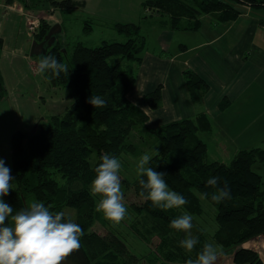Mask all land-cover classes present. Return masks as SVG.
Masks as SVG:
<instances>
[{
    "label": "trees",
    "instance_id": "obj_1",
    "mask_svg": "<svg viewBox=\"0 0 264 264\" xmlns=\"http://www.w3.org/2000/svg\"><path fill=\"white\" fill-rule=\"evenodd\" d=\"M15 1L24 3V0H6L9 4ZM47 2L66 11L80 6L73 0ZM143 7L148 13L145 19L173 29L196 30L200 27L201 17L209 14L221 22L234 21L248 9L263 11L260 22L264 26V0H146ZM44 26L49 27L43 23L40 33L37 32L41 42L46 37ZM113 28L125 36L126 41L104 40L95 47L76 42L69 53L56 41L49 49V53L55 54L70 68L68 73L55 78L58 85L71 89L69 96L73 103L63 114L41 122L29 137L20 131L13 134L16 186L5 199L13 205L14 211L27 207L34 200L45 203L53 211L76 210L78 217L74 221L83 227L84 235L81 247L64 261L93 264L120 243L115 236H101L90 231L95 221L96 204L88 187L96 176L95 168L105 153L119 158L136 152L142 155L146 149H139L138 142L153 138L159 146L153 150L158 152L152 156L150 166L165 172L170 187L187 197L189 211H192L189 208L192 201H201L199 195L209 200L216 207L217 229L212 236L202 229L200 244L190 253L179 245L184 232L169 227L170 221L182 213L173 214L147 199L141 211L150 218V227L146 228L145 235L139 226L140 237L147 241L153 236L161 237L162 243L170 248V262L185 263L189 256L195 258L204 242H213L217 248H239L264 235V178L254 170L256 163H264V147L241 150L230 163H225L209 158L208 144L200 137L211 131L209 120L202 117L182 119L156 130L149 129L146 125L148 115L128 98L137 82L136 66L142 62L147 45L142 23L118 22ZM93 29L92 22L86 21L85 33L89 35ZM4 45L0 36V60ZM185 79L193 99L200 101L209 89L207 82L192 70L185 72ZM5 90L0 70V102L5 97ZM92 95L102 96L107 105L95 108L89 103ZM147 101L153 110L159 109L162 86L149 93ZM54 170L63 173L69 182H80L85 188L60 186L53 178ZM212 176L220 177L215 187L207 184ZM225 182L231 189V198L213 201V192L224 187ZM134 184L137 194L146 197L141 192L139 179ZM205 192L207 197L203 196ZM235 261L237 264H264L256 251L246 248L236 251Z\"/></svg>",
    "mask_w": 264,
    "mask_h": 264
},
{
    "label": "crops",
    "instance_id": "obj_2",
    "mask_svg": "<svg viewBox=\"0 0 264 264\" xmlns=\"http://www.w3.org/2000/svg\"><path fill=\"white\" fill-rule=\"evenodd\" d=\"M73 1L80 4L77 10L87 14L92 23L93 19H102L100 10L115 4L110 0ZM143 4L139 2L140 11L141 6L144 9ZM124 7L125 12L128 11L126 2ZM25 8V2L9 4L6 0L0 1V36L5 42L0 60L1 73L4 61L10 57L5 31L12 27L13 15L24 17L23 13L28 12ZM255 11L248 9L241 16L253 15ZM256 13L260 15L241 25L238 24L239 18L221 22L209 14L206 16L212 20L204 24L202 16L196 30L161 26L145 19L148 13L140 17L125 13L127 17L122 23H142L147 38L142 62L136 66L137 82L128 98L148 115L146 125L149 129L156 130L182 119L202 117L209 120L211 131L200 134V137L208 144L210 159L212 140L221 158L233 159L241 150L264 147V26L260 22L263 14ZM191 34L197 37L191 38ZM188 70L197 73L209 85L198 102L187 86L185 72ZM159 86H162V102L159 109L153 110L147 95ZM239 248L256 251L264 263V235ZM239 248L218 247L217 264H237L235 253Z\"/></svg>",
    "mask_w": 264,
    "mask_h": 264
},
{
    "label": "rangeland",
    "instance_id": "obj_3",
    "mask_svg": "<svg viewBox=\"0 0 264 264\" xmlns=\"http://www.w3.org/2000/svg\"><path fill=\"white\" fill-rule=\"evenodd\" d=\"M110 1L111 4H115L100 10L99 15L102 19L96 18L92 20L94 30L89 35L84 31L86 21L91 19L87 14L77 10L79 8L71 11L55 8L47 0H24L25 6L27 7L24 10L28 9V12L25 11L23 13L24 17L12 16V19L14 18L12 27H7L5 31L9 43L8 49L10 50V57L4 61L2 66V76L6 90L5 97L0 102V158L5 159L6 165L11 168V174L13 176V134L20 131L29 137L36 125L39 126L41 122L47 121L53 115L63 114L66 108L70 107L73 103V100L69 96L71 92L69 87L55 85L52 76L36 71L42 56H32L31 50L35 40L38 43L42 41L41 37L38 38L42 24L44 23L49 26H44L45 36L48 35L53 26L57 24L62 26V31L56 36V39L57 43L62 45L61 48L68 53L72 52L76 42H83L88 46L94 47L99 46L103 40L124 42L126 41V37L118 34L114 30V24L118 23V21H124L127 17L125 13H132L131 15L134 17L143 16L147 12L143 11L142 6V11H140L139 2H145L146 0ZM125 2L128 10L126 12L124 7ZM91 6H93L92 3ZM262 12L261 14H263ZM252 14L249 16H240L238 24L241 25L248 21L251 22L253 20L252 17L255 18L257 14L260 15L256 11ZM202 19L203 23L207 24L208 21L212 20V17L205 15ZM34 25H38L35 32L30 30L31 26ZM62 33L63 35L61 36ZM189 36L191 38L197 37L194 34ZM135 136L138 137L137 133ZM138 143H140L139 149H146L145 152L151 153L152 156L158 152L153 151L156 149V146H159V142L153 138L149 141H140ZM218 152L215 142L212 140L210 143L211 159L228 163L232 161V158L219 157ZM140 157L141 155H137L136 152V154H124L120 158L122 162V168L120 170L122 191L124 193V203L128 208L127 218L117 224L107 218L102 211H98L97 207L95 209V221L90 231L96 232L101 236H115L120 243L117 247H114L115 250L94 260L93 264L171 263L170 248L167 244L162 243L161 237L153 236L147 241L143 237H140L138 233L139 226L145 235L147 234L146 228L150 227V218L143 215L141 211V207L144 206L147 198L139 196L134 186V183L138 179L137 162ZM92 161H95V159L93 158ZM254 170L264 178V163H256ZM52 175L60 186H70L73 189L85 188L80 182H69V179L59 170H54ZM13 183L16 184V180ZM88 188L90 193L93 194L91 192L92 185ZM93 196L95 198V204L97 205L101 196L100 194H93ZM199 197L200 202L192 201L189 204V208H192V211H189L186 205L181 208L168 209V211L173 214H183L184 212L192 214L194 218L193 228L191 230L192 234L199 237L203 229L209 233L208 236H212L217 229L215 219L216 207L209 200L200 195ZM63 212L65 215L70 216L72 220H77L78 213L76 210L65 208ZM209 240L214 241V238L209 237ZM62 264L69 263L63 261Z\"/></svg>",
    "mask_w": 264,
    "mask_h": 264
},
{
    "label": "clouds",
    "instance_id": "obj_4",
    "mask_svg": "<svg viewBox=\"0 0 264 264\" xmlns=\"http://www.w3.org/2000/svg\"><path fill=\"white\" fill-rule=\"evenodd\" d=\"M69 69L55 54L48 53L39 60L36 71L58 77L68 73ZM89 103L95 108L107 105V101L99 95L89 97ZM152 158L151 153L144 152L137 162L142 194L154 206L163 210L181 208L188 204L186 196L170 187L165 172L150 166ZM121 168L122 162L118 156L103 154L101 163L95 168L96 176L91 188L93 194L101 196L96 205L97 210L117 224L128 216L122 191ZM15 180L5 159L0 158V264H62L69 254L81 247L83 227L71 218H66L63 211H53L50 206L36 200L14 211L13 205L5 197L10 194V190L15 189ZM219 180L220 177L212 176L208 178L207 184L215 187ZM207 195L203 193L204 197ZM230 198L231 189L227 182L211 196L216 202ZM193 219L192 214L184 212L169 224L170 228L185 233L179 245L190 253L200 244L199 237L191 231ZM218 255L217 246L213 242H204L195 258L189 256L185 264H217Z\"/></svg>",
    "mask_w": 264,
    "mask_h": 264
},
{
    "label": "water",
    "instance_id": "obj_5",
    "mask_svg": "<svg viewBox=\"0 0 264 264\" xmlns=\"http://www.w3.org/2000/svg\"><path fill=\"white\" fill-rule=\"evenodd\" d=\"M62 26L60 24H57L51 28L48 35L45 37V40L43 42L38 43L36 40L34 41L31 55L32 56H43L48 53V49L55 44L56 36L61 33ZM44 49V50H43ZM54 78L55 85H58L56 83V78ZM38 125L35 126V128L31 131V133H34L37 129Z\"/></svg>",
    "mask_w": 264,
    "mask_h": 264
},
{
    "label": "built area",
    "instance_id": "obj_6",
    "mask_svg": "<svg viewBox=\"0 0 264 264\" xmlns=\"http://www.w3.org/2000/svg\"><path fill=\"white\" fill-rule=\"evenodd\" d=\"M37 27H38V25L31 26L30 30L35 32Z\"/></svg>",
    "mask_w": 264,
    "mask_h": 264
},
{
    "label": "flooded vegetation",
    "instance_id": "obj_7",
    "mask_svg": "<svg viewBox=\"0 0 264 264\" xmlns=\"http://www.w3.org/2000/svg\"><path fill=\"white\" fill-rule=\"evenodd\" d=\"M56 41H57V39L55 40V43H56ZM53 45H54V44H53ZM53 45H52V46H53ZM52 46H51V47H52ZM51 47H50V48H51ZM50 48H49V49H50ZM49 49H48V51H49ZM43 50H44V49H43ZM48 53H49V52H48ZM48 53H47V54H48ZM41 58H42V57H41Z\"/></svg>",
    "mask_w": 264,
    "mask_h": 264
}]
</instances>
